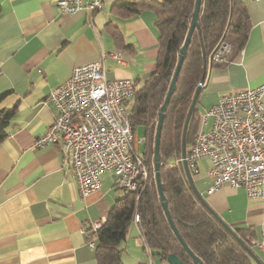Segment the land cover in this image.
Masks as SVG:
<instances>
[{
  "label": "crops",
  "instance_id": "1",
  "mask_svg": "<svg viewBox=\"0 0 264 264\" xmlns=\"http://www.w3.org/2000/svg\"><path fill=\"white\" fill-rule=\"evenodd\" d=\"M116 1L104 0L97 11L66 15L57 0H0V107L16 108L9 135L0 143V264H97L83 225L106 221L122 195L113 189L115 174L103 171L101 187L82 196L62 145L36 147L34 142L54 120L56 107L45 104L50 91L66 81L75 66L102 60L109 80L134 82L144 81L156 68L154 12L144 9L122 18L112 10ZM243 1L251 21L248 40L228 64L212 65L196 103V132L211 129L213 121L205 129L210 117L204 125L201 118L223 94L264 84V0ZM109 23L121 29L134 52L115 46ZM112 52H121L122 61L111 57ZM193 178L225 223L252 229L251 248L264 264V249L256 244L264 240V199L251 200L244 188L226 184L208 193L210 178ZM123 246L126 264H167L144 248L136 221Z\"/></svg>",
  "mask_w": 264,
  "mask_h": 264
},
{
  "label": "trees",
  "instance_id": "2",
  "mask_svg": "<svg viewBox=\"0 0 264 264\" xmlns=\"http://www.w3.org/2000/svg\"><path fill=\"white\" fill-rule=\"evenodd\" d=\"M195 5L196 0H117L112 5L113 12L122 18L133 17L144 9L154 12L159 53L156 68L150 75L142 82H134L135 92L128 112L135 133L137 126H145L144 141L139 150L149 166L151 181L139 197L135 192L122 191L108 211L106 221L98 229L86 231L87 240L95 242L97 264H126L123 244L136 213L139 214L136 223L145 249L167 264H170L167 259L170 253L177 254L184 264H195L171 229L161 206L153 162L159 110L168 92ZM198 22L200 33L197 29L193 32L164 118L160 141L163 190L181 236L205 264H255L246 248L197 197L180 160L184 122L205 62H210L220 42L229 44L230 51L223 62L212 60V65L224 66L232 61L248 40L251 21L243 0H201ZM108 27L115 46L134 52L117 25L109 23ZM3 96L0 94V103ZM15 110V107H0V143L9 135L8 127ZM199 119L200 111L195 106L186 134L187 150L194 140ZM234 230L249 246L252 245V229Z\"/></svg>",
  "mask_w": 264,
  "mask_h": 264
},
{
  "label": "built area",
  "instance_id": "3",
  "mask_svg": "<svg viewBox=\"0 0 264 264\" xmlns=\"http://www.w3.org/2000/svg\"><path fill=\"white\" fill-rule=\"evenodd\" d=\"M104 0H57L66 15L97 11ZM231 46L220 42L212 60L223 62ZM110 56L120 62L121 52ZM104 58V57H103ZM1 74V68H0ZM135 84L130 78L109 80L102 60L75 66L70 77L56 85L45 104L56 107L54 120L34 145L60 143L71 165L82 196L101 187L100 174L110 170L117 187L137 197L151 181L150 170L133 131L129 106ZM264 84L223 94L201 118H213L210 130L199 128L186 152L192 174L210 178L208 193L223 185L244 188L251 200L264 199ZM183 162V158L180 159ZM135 221H139L136 213ZM104 219L83 225L98 229ZM251 243H255L251 240ZM95 248L93 240H87ZM264 249V240L256 243Z\"/></svg>",
  "mask_w": 264,
  "mask_h": 264
},
{
  "label": "water",
  "instance_id": "4",
  "mask_svg": "<svg viewBox=\"0 0 264 264\" xmlns=\"http://www.w3.org/2000/svg\"><path fill=\"white\" fill-rule=\"evenodd\" d=\"M200 7H201V0H196V5H195V9H194L193 14H192V19L190 22V27H189L188 33L184 39L182 46L180 47V50L178 53V61H177L176 67H175V71H174L171 83L169 85L168 92L166 94L164 103L159 110L158 123H157V128H156V135H155V144H154V157H153L155 179H156V184H157V188H158V192H159L161 206L165 212V215L168 219V222L171 226V229L173 230L177 239L179 240V242L181 243L183 248L187 251V253L190 255V257L192 258V260L195 264H205V263L202 261V259L199 256H197L191 250V248L186 244L183 237L181 236V234H180V232H179V230H178V228H177V226H176V224H175V222L171 216L169 206H168L167 197H166L164 190H163V182H162L161 175H160V164L162 161V156H161V152H160V141H161V133H162V128H163V124H164V118L166 115V111H167V108H168V105L170 102V98L176 89L177 78H178V75L180 73V70H181L183 61L185 59V56L187 54L188 46L191 42L193 32L195 29H197V31L200 33V25L198 22ZM211 68H212V57H211V60L209 63L205 62L203 75L201 77V80H200L198 86L195 89L191 105H190L189 110H188L187 115H186V119H185L184 126H183V133H182V158H183L184 170L186 172L188 180H189L195 194L200 199V201L203 202L205 205H207L209 208H210V206L205 201L204 197L199 192V190L195 184L193 175L191 173V170L189 168V165H188L185 157H186V152H187L186 134H187V129H188V125L190 122V118H191L192 113L194 111V108L196 106L200 91H201L202 87L205 86L208 82V78L210 75ZM211 211L214 213V215L217 217V219H219L226 226V228L233 234V236L243 245V247L246 248L249 255L258 264H262V262L260 261L258 256L255 254V252L251 248V246H249L241 237H239L238 234L236 233V231L233 228H231L227 223H225L219 217V215H217L212 209H211ZM167 259H168V262L170 264H184L183 261L181 260V258L175 253H170L168 255Z\"/></svg>",
  "mask_w": 264,
  "mask_h": 264
},
{
  "label": "rangeland",
  "instance_id": "5",
  "mask_svg": "<svg viewBox=\"0 0 264 264\" xmlns=\"http://www.w3.org/2000/svg\"><path fill=\"white\" fill-rule=\"evenodd\" d=\"M207 110H208V109H207ZM207 110L204 111V114L207 112ZM212 121H213V118L210 117L208 123H207L206 126H205V129H209V128H210V126H211V124H212ZM144 134H145V126H143V125H139V126H137V127H136V135H137L139 138H143ZM107 171H108V170H107ZM106 173L111 174L112 172H111V171H108V172H106ZM193 176H195V178H197L198 175L193 174ZM113 189H114V191L122 192V189L119 188V189L117 190V189L115 188V186L113 187Z\"/></svg>",
  "mask_w": 264,
  "mask_h": 264
}]
</instances>
